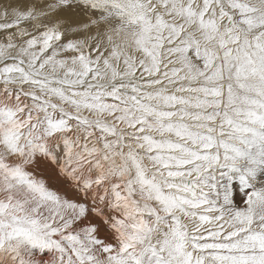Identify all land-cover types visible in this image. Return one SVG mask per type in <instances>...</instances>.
<instances>
[{
  "label": "snow or ice",
  "instance_id": "6c2138e0",
  "mask_svg": "<svg viewBox=\"0 0 264 264\" xmlns=\"http://www.w3.org/2000/svg\"><path fill=\"white\" fill-rule=\"evenodd\" d=\"M0 264H264V0L0 3Z\"/></svg>",
  "mask_w": 264,
  "mask_h": 264
},
{
  "label": "bare ground",
  "instance_id": "6f19581e",
  "mask_svg": "<svg viewBox=\"0 0 264 264\" xmlns=\"http://www.w3.org/2000/svg\"><path fill=\"white\" fill-rule=\"evenodd\" d=\"M4 0H0V3H3ZM33 3H36L37 5L41 4H50V3H55L56 0H32ZM39 11H45L47 12L48 15L56 17L54 20H59L62 22L61 24V30L64 31L66 27L71 26L73 24L78 25L80 22L83 21V16L80 13L77 12H71L72 9H70V12H67L66 7H63L59 10H56L54 12H48L46 8H38ZM42 20V19H41ZM40 20V21H41ZM39 22V21H38ZM72 23L68 24L67 23ZM37 22H32L30 24H25L24 26L28 28L30 32L35 33V24ZM40 23L43 24H49L48 20H42ZM50 26V25H49ZM71 26V27H73ZM76 27V26H75ZM43 28H40V31H42ZM68 38H77L74 34L72 33H67V35L64 38V41ZM17 42H20V38L17 37ZM58 51V58H64L65 56L71 55L69 52H63L57 49ZM15 53H13L14 55ZM48 55H51V49L48 50ZM11 62V61H8ZM86 115L88 113H85ZM30 171H35V174L37 175L38 178H42L48 182V185L52 188L59 189L60 191L64 192L66 191L69 197L73 196V192L71 189L67 187V184L64 182V178L61 177L54 168L47 166L40 158L37 159V164L36 165H30L29 166ZM34 259L37 260H49L51 259V254L45 251L43 255L37 254L36 250H34Z\"/></svg>",
  "mask_w": 264,
  "mask_h": 264
},
{
  "label": "rangeland",
  "instance_id": "374dc122",
  "mask_svg": "<svg viewBox=\"0 0 264 264\" xmlns=\"http://www.w3.org/2000/svg\"><path fill=\"white\" fill-rule=\"evenodd\" d=\"M70 9H72V11L71 12H77V13H80V11H79V9H77V8H75V6L73 5V6H71V7H66V10H67V12H70ZM48 20V22L49 21H51V22H55V21H57V20H54L53 21V19H56V17H54V16H51V15H48L47 14V17H39L38 18V21L39 22H41L42 20ZM41 20V21H40ZM68 24H72V23H67V25ZM71 26H73V24L71 25ZM75 26H77V24L75 25L74 24V26H73V28L75 27ZM109 102H112V101H109ZM111 122V121H110ZM235 183V182H234ZM243 195V193H241V192H239V189H238V185H237V187H236V189L234 190V192H233V197H234V203L235 204H237L238 206H240V207H244L245 205L242 203V201H241V196Z\"/></svg>",
  "mask_w": 264,
  "mask_h": 264
}]
</instances>
